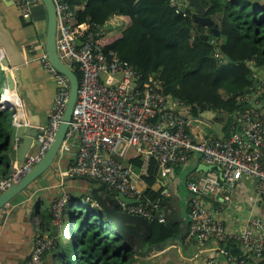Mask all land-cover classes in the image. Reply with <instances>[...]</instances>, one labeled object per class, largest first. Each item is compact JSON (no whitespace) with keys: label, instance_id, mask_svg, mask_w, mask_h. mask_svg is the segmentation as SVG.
<instances>
[{"label":"built area","instance_id":"obj_1","mask_svg":"<svg viewBox=\"0 0 264 264\" xmlns=\"http://www.w3.org/2000/svg\"><path fill=\"white\" fill-rule=\"evenodd\" d=\"M15 1L16 12L22 18L30 16L34 7H43L41 0ZM52 1L56 10L57 55L71 70L75 66L80 74L72 119L59 156L72 151L75 139H78V147L63 174L102 182L110 195L121 193L136 201L134 204L119 202V211L166 227L168 221L162 200L147 197L139 187L140 173H136L131 164H124L129 152L142 161L143 174L150 160H154L158 179L166 182L174 167L185 166L189 161L211 166L210 171L196 173L184 185L191 198L187 207L188 232L183 242L200 247L214 245L217 258L209 259L206 264H221L218 257H222L225 264H264V220L249 216L241 219L235 230L229 231L212 210L217 203H220L214 207L217 212L237 210L232 196L241 177L255 180L256 193L264 196V100L256 97L249 109L233 117L227 133L198 140L191 130L188 115L192 111L200 114L202 106L172 101L154 76L143 81L138 70L127 62L117 58L109 61L114 54L105 55L98 43L102 29L95 24L78 25L79 7L71 8L69 0ZM167 1L175 13L187 15L189 5L184 0ZM40 60L55 83L48 120L38 129L36 150L25 156L21 167L17 162L11 164L6 178H0V194L44 157L67 105L68 80L48 63L45 52ZM3 94L0 110H7L13 103H3ZM261 94L264 95V90ZM15 109L18 113L17 105ZM13 117L16 118V114ZM167 185L168 182L161 187L162 198L171 194ZM66 200L67 196L63 195L53 204V221L60 220ZM82 200L89 210L97 208L91 196L86 195ZM52 246L50 238L37 236L31 255L22 264H43L45 253ZM233 246L237 253H232Z\"/></svg>","mask_w":264,"mask_h":264},{"label":"trees","instance_id":"obj_2","mask_svg":"<svg viewBox=\"0 0 264 264\" xmlns=\"http://www.w3.org/2000/svg\"><path fill=\"white\" fill-rule=\"evenodd\" d=\"M201 4L206 16L217 25L218 36L192 19L190 6L184 16L175 13L167 0H69L71 8L79 7L76 12L78 25L95 24L102 29L98 43L105 55L114 54L109 61L117 58L127 62L138 70L143 81L154 76L172 101L202 106L200 114L191 112L192 117L199 118L211 112L212 121L220 123L221 132L227 133L233 117L249 109L256 97L264 100L261 94L264 90V0H201ZM116 16L128 19L129 23L117 33L107 35L111 19ZM18 17L23 27L28 26ZM72 70L80 79L75 66ZM0 75H4L2 70ZM6 119L7 112L0 110L1 178H6L11 168L10 127ZM131 165L149 187L144 194L151 200L160 198L164 207L169 199L160 196L161 189H150L158 179L155 161L150 160L145 174L141 172L139 158L132 160ZM173 170L181 174L183 187L196 174L191 167L178 166ZM79 194H67L61 215V234L53 241L59 245V250L57 247L54 251L57 264H134L133 249L127 245L121 247L120 240L109 238L113 236L110 233L113 226L95 215H100L98 208L87 214L75 209L72 202H79L86 196ZM68 212L71 214L69 221ZM78 217L81 223L74 228L73 220ZM65 224L69 225L70 244L63 242ZM151 228L149 243L152 244L179 233V226L170 222L166 227L151 222ZM68 245L72 247L73 257ZM237 252L233 246L232 253Z\"/></svg>","mask_w":264,"mask_h":264},{"label":"crops","instance_id":"obj_3","mask_svg":"<svg viewBox=\"0 0 264 264\" xmlns=\"http://www.w3.org/2000/svg\"><path fill=\"white\" fill-rule=\"evenodd\" d=\"M12 1L14 4L11 6H5L0 1V19L5 29L13 38L17 53L21 56L23 63L18 67L14 77L15 91L8 89L3 75V87L4 90L7 89L4 101L10 97L9 91H12L15 95L13 97L15 102H11L13 103L11 105L13 108L5 111L12 118L17 113L15 109L17 105V108L20 110L18 114L24 117L25 126H31L30 120H32L33 123L40 125L39 127H43L47 123L55 92L54 80L43 68L40 60L44 53L42 45L44 44L46 15L43 7H34L31 15L23 18L24 22L28 25L23 27L16 12V1ZM110 23L112 25L108 26L107 35L117 33L129 23V20L116 16L111 19ZM43 27L44 29H42ZM0 70L3 73L5 72V68L1 64ZM1 94L3 93H0V96ZM213 118L214 116L209 115V113H204L199 118L188 115L191 130L192 124H200V126L198 125V127L192 130L196 139L200 140L214 134H220L221 125H216L212 121ZM17 145L16 141L12 138L9 153L10 166L17 162ZM77 147L78 139H75L73 149L69 154L57 157L53 165L45 173L0 209V264H22L31 255L37 236H45L52 241H56L59 238L62 228L58 234L56 225L59 224L51 218L52 206L63 195L80 193V189L76 192L75 187L70 182L74 177L63 174L69 163L74 159ZM36 148H33L29 153L34 152ZM134 159H136L135 155L130 151L124 160V164L130 165ZM193 165L194 160L187 162L184 167L189 166L192 168ZM172 172L173 177H169L168 184H171L177 178L180 180L181 174L177 175L175 170H172ZM167 182L157 179V183L150 189L152 191L160 190ZM176 184L174 193L182 197L180 188L184 190V187L181 185V182L178 183L177 181ZM139 187L144 192L149 189L143 181ZM81 189L85 190L83 194L90 196L91 187L85 186L81 187ZM110 196L115 197L114 195ZM170 196L168 203H170ZM232 201L236 204L237 210L228 209L220 213L214 209L220 203L214 204L212 207L215 217L223 221L227 230H235L239 226L241 219L249 216L260 217L264 220V196H259L256 193L255 180L241 177L236 183ZM74 203L72 202V204ZM222 205L226 206L227 204L222 203ZM109 238L111 237L109 236ZM119 244L121 247L126 246L122 241H119ZM149 244L152 243L148 242L144 250L147 249ZM57 247L59 250V245L53 244L50 251L45 253L43 264H57L58 259L54 256V251ZM212 258H217V253L214 251V245L210 243L201 247L195 243L185 244L183 241L181 243H168L161 252L146 259L136 258L133 252L134 264H206ZM218 259L221 260V264H225L222 257H218Z\"/></svg>","mask_w":264,"mask_h":264},{"label":"water","instance_id":"obj_4","mask_svg":"<svg viewBox=\"0 0 264 264\" xmlns=\"http://www.w3.org/2000/svg\"><path fill=\"white\" fill-rule=\"evenodd\" d=\"M0 1L5 6H11L14 4L12 0ZM184 1L193 9L191 15L192 19L204 27H209L211 32L215 36H218V27L210 17L206 16V10L203 8L201 0ZM41 3L46 15L44 52L48 63L68 80V101L62 121L44 157L28 173L23 175L18 182L14 183L9 189L0 194V209L45 173L53 165L55 159L59 157V149L70 125L73 107L79 89V78L77 74L60 60L56 52V10L53 1L41 0ZM0 50H2L0 64L5 68L4 78L7 82L8 89L15 91L14 77L18 67L23 61L21 56L17 53L16 44L14 43L13 38L3 26L1 19ZM11 108L10 106L6 107L7 110ZM210 114L214 116L213 113H209V115ZM30 125L31 126H25L24 117L19 116L18 113H16V118L12 117L8 142L10 144L11 139L13 138L18 144L16 149V160L19 167H21L25 156L33 148L39 146L37 140V128H41L42 126L39 127L40 125L33 123L32 120H30ZM211 169V166L198 164L196 161L192 166V171H195V173L208 172ZM169 177H173V172L170 173ZM74 178L84 179L94 186L90 190V196L97 203V208L100 211L99 219L103 220L105 223H110L113 226V230L110 232L111 235H113L114 239L124 242L128 247L133 249L136 258L146 259L161 252L168 243H181L188 232L187 207L191 196H188L186 191H184L185 193L183 197H179V195L174 193L177 181L178 183L181 182V179L179 180V178L167 185L171 192L170 203L166 202L164 204L165 207L163 208L166 220L170 223L177 224L179 226V233L177 236L169 238L164 242L149 244L146 250H144V247L148 244L152 233L151 223L144 218L123 213L118 209L119 202L134 204L136 201L126 198L121 193H118L115 197H111L107 192L105 185L96 179L89 177ZM80 204H84L83 200L80 201ZM77 219H79V217Z\"/></svg>","mask_w":264,"mask_h":264},{"label":"rangeland","instance_id":"obj_5","mask_svg":"<svg viewBox=\"0 0 264 264\" xmlns=\"http://www.w3.org/2000/svg\"><path fill=\"white\" fill-rule=\"evenodd\" d=\"M45 25H46V23H45ZM42 29H44V27ZM3 83H4L3 76L0 75V93H3V90H4V87H3L4 84ZM11 120H12V118H11L10 114L7 113L6 123L8 124L9 127H11ZM215 124L216 125L217 124L220 125V123H218V122H215ZM198 125L200 126L199 123L198 124H192V130L195 129L196 127H198ZM194 175H197V174H194ZM70 182L75 187L76 192H77L78 189H80V193H84L85 192V190L81 189V187H85V186L88 187V188L89 187H91V188L94 187L89 181H86L84 179L74 178ZM180 190H181V196L183 197L185 192H184V190H182V188H180ZM74 204H75V209H77L78 212H82V214H86L87 213V211H88L87 205L85 206L84 204H80V201L79 202H75ZM68 214H69V216H68V221H69V218L71 217V214H70V212H68ZM95 215L99 217L98 214L95 213ZM95 217H94V219H95ZM73 223H74V226H75L74 228H78L81 222H80L79 219L75 218L73 220ZM58 224L59 225H56V226L58 228L57 233L59 234L60 229H61V224H62V219L61 218L58 221ZM63 231H64L63 242L68 244L69 243V234H70L69 225L65 224L64 228H63ZM111 238L113 239V236H111ZM68 249H70V252H71L70 256L73 257V250H72V247H70V245H68ZM74 264H76V262Z\"/></svg>","mask_w":264,"mask_h":264},{"label":"bare ground","instance_id":"obj_6","mask_svg":"<svg viewBox=\"0 0 264 264\" xmlns=\"http://www.w3.org/2000/svg\"><path fill=\"white\" fill-rule=\"evenodd\" d=\"M1 51L2 50H0V55H1ZM7 90V89H6ZM9 94H10V97H8L5 101H4V99H5V97H6V91H5V93H4V95H3V97H2V102L3 103H11V102H15V99L13 98L15 95H14V93L12 92V91H9ZM17 100H18V98H17ZM19 102V101H18ZM18 111H20L19 110V108H18ZM8 173V172H7ZM72 179V178H71ZM55 202V201H54ZM63 227V226H62Z\"/></svg>","mask_w":264,"mask_h":264},{"label":"clouds","instance_id":"obj_7","mask_svg":"<svg viewBox=\"0 0 264 264\" xmlns=\"http://www.w3.org/2000/svg\"><path fill=\"white\" fill-rule=\"evenodd\" d=\"M168 198H169V197H168ZM168 198H167V199H168ZM163 208H164V207H163ZM150 223H151V222H150Z\"/></svg>","mask_w":264,"mask_h":264}]
</instances>
